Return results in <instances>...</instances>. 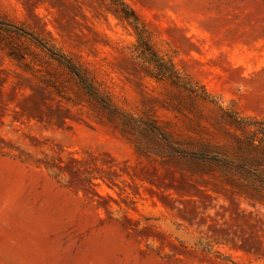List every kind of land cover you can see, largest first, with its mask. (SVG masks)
Returning a JSON list of instances; mask_svg holds the SVG:
<instances>
[{"label": "rangeland", "instance_id": "374dc122", "mask_svg": "<svg viewBox=\"0 0 264 264\" xmlns=\"http://www.w3.org/2000/svg\"><path fill=\"white\" fill-rule=\"evenodd\" d=\"M124 1L220 103L98 0H0V264H264V148L225 111L264 120V0Z\"/></svg>", "mask_w": 264, "mask_h": 264}, {"label": "trees", "instance_id": "16d2710c", "mask_svg": "<svg viewBox=\"0 0 264 264\" xmlns=\"http://www.w3.org/2000/svg\"><path fill=\"white\" fill-rule=\"evenodd\" d=\"M103 5L106 14L115 15L121 21L127 23L133 30L135 42L132 45V56L140 63L141 67L147 71L152 77L158 80L167 79L174 85L185 90L190 95L200 98L206 102L219 104L220 101L209 93L206 88L197 81L192 80L187 74L179 72L175 64L164 59L154 48L151 35L143 25L135 10L124 0H98ZM26 34V31H24ZM52 53V51H50ZM64 66L74 74L82 87L93 96H97V92L93 89L89 76L84 69L77 66L72 60L52 53ZM231 122L238 129H251V135L248 137L250 144L260 145L264 148V120H255L249 117L239 116L231 109H225ZM240 142V141H238ZM200 158L215 160L220 159L204 156L199 154Z\"/></svg>", "mask_w": 264, "mask_h": 264}]
</instances>
